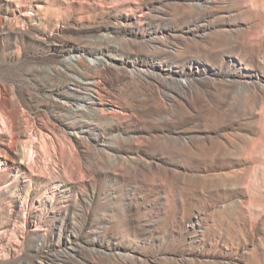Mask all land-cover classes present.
Returning a JSON list of instances; mask_svg holds the SVG:
<instances>
[{"label": "rangeland", "instance_id": "obj_1", "mask_svg": "<svg viewBox=\"0 0 264 264\" xmlns=\"http://www.w3.org/2000/svg\"><path fill=\"white\" fill-rule=\"evenodd\" d=\"M0 264H264V0H0Z\"/></svg>", "mask_w": 264, "mask_h": 264}]
</instances>
